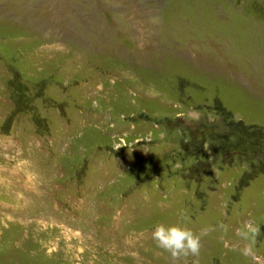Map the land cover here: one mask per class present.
Segmentation results:
<instances>
[{
    "label": "rangeland",
    "instance_id": "374dc122",
    "mask_svg": "<svg viewBox=\"0 0 264 264\" xmlns=\"http://www.w3.org/2000/svg\"><path fill=\"white\" fill-rule=\"evenodd\" d=\"M264 264V0H0V264Z\"/></svg>",
    "mask_w": 264,
    "mask_h": 264
},
{
    "label": "clouds",
    "instance_id": "9594fccd",
    "mask_svg": "<svg viewBox=\"0 0 264 264\" xmlns=\"http://www.w3.org/2000/svg\"><path fill=\"white\" fill-rule=\"evenodd\" d=\"M178 223L171 226L157 224L154 226L151 238L155 246L162 252L167 253L173 262L186 259L189 256L198 257L201 248V238L211 230L202 228L199 233L182 226L187 219V213L183 210L178 212Z\"/></svg>",
    "mask_w": 264,
    "mask_h": 264
}]
</instances>
